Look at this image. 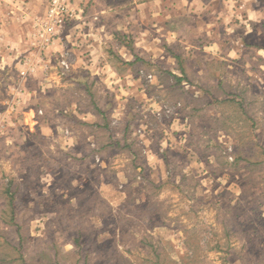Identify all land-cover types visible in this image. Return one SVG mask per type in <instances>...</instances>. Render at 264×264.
I'll return each mask as SVG.
<instances>
[{
    "label": "rangeland",
    "instance_id": "obj_1",
    "mask_svg": "<svg viewBox=\"0 0 264 264\" xmlns=\"http://www.w3.org/2000/svg\"><path fill=\"white\" fill-rule=\"evenodd\" d=\"M130 1L84 0L32 76L20 68L35 56L32 41L29 54L0 63V264H264L263 20L253 23L236 1L232 24L262 31L226 40L227 61L208 69L219 78L194 75L210 57L205 38L196 36V48L172 44L191 90L188 80V90L174 88L168 73L179 65L162 41L134 31L143 61L126 85L104 79L93 91L107 117L74 112L91 107V96L68 83L71 59L91 60L98 26L125 24ZM136 83L141 94L122 90ZM117 140L131 148L108 147ZM11 180L20 185V232L5 222Z\"/></svg>",
    "mask_w": 264,
    "mask_h": 264
},
{
    "label": "crops",
    "instance_id": "obj_2",
    "mask_svg": "<svg viewBox=\"0 0 264 264\" xmlns=\"http://www.w3.org/2000/svg\"><path fill=\"white\" fill-rule=\"evenodd\" d=\"M2 1H0V63L10 64L21 56L29 54L30 41L33 34V21L39 15L45 13L47 2L46 0ZM236 1H242L246 4V12L253 23L257 22L254 18H261V21L263 20L262 22H264V7L259 8L257 6L259 0H131V8L127 11L128 15L125 14V24L117 28L104 23L98 26L97 33L94 34V44L92 43L91 45V49H93L91 60L85 61L76 56L71 59L68 83L74 85L79 92H86L87 94L93 93L99 80H117L126 85V82L123 81L133 74L132 67L143 61L137 51V48H140L138 47L140 44L131 41L130 34L134 31L139 34L138 38L136 35L134 36L136 40L145 39L144 42L148 43L156 39L161 40L163 53L164 50L168 52V49H172V44L176 45L177 43H186L190 48H196L195 44H193L197 40L196 36H202L208 41L203 47L208 50L210 57L204 60L201 58L199 64L202 63L203 67L199 66L193 72L199 79L208 80L213 78L216 73L212 70L208 71V69L213 66V63L224 65V62L227 61L225 57L228 51L226 43L228 38L237 41L236 44L242 41L246 43L248 38H251L254 34L258 36L262 31L260 27L247 29L239 26L238 23L232 24L235 18L233 7ZM106 12L104 9L99 10L98 13L104 16ZM130 19L135 21L131 23ZM138 20L139 22L137 23L136 21ZM151 23L152 26H149L148 24ZM154 31L155 36L152 33ZM114 35H117L120 39H115ZM167 35L173 36L175 39L173 42L175 43H168L167 39H165ZM110 36H113L114 39H111ZM63 48L58 47L56 50L63 51ZM107 48H109L108 51ZM216 48H218L221 55L211 53ZM139 50L142 51L141 48ZM111 54L112 56H110ZM228 56L230 55L228 54ZM130 63L133 64L130 65ZM20 68L23 71V68ZM177 70L178 72L172 73V75L183 77L180 70ZM38 71H41V69H38ZM188 77L186 73V78ZM216 77L219 78L217 75ZM185 81L179 86L175 85L174 88L186 89V82L189 89L190 87L191 89L195 88L190 80ZM139 85L140 83H136V85L127 87V89L123 88L122 90L128 92L130 96H135L141 94ZM198 89L201 90L200 88ZM25 92V87L21 88L23 95H25ZM32 92L36 93V91ZM107 97L110 99L112 94L111 96L107 95ZM108 104L107 102L106 105L108 106ZM23 105H19L18 108L23 109L25 106ZM80 107L77 105L79 110L74 109V112L97 113L94 107H89L85 111ZM111 109L112 111L116 109L115 104ZM30 111L23 110L22 113L26 115ZM97 115L99 114L97 113Z\"/></svg>",
    "mask_w": 264,
    "mask_h": 264
},
{
    "label": "built area",
    "instance_id": "obj_3",
    "mask_svg": "<svg viewBox=\"0 0 264 264\" xmlns=\"http://www.w3.org/2000/svg\"><path fill=\"white\" fill-rule=\"evenodd\" d=\"M84 0H47L46 11L33 21L31 37L34 58L25 61L26 68L21 71L23 77L32 76L38 70L40 63L46 64L42 58L55 40L62 36L72 21L79 20L83 14L81 4ZM39 62V63H38ZM62 68L68 69L66 60L61 61ZM45 69L47 68L44 65ZM149 79L152 76H148Z\"/></svg>",
    "mask_w": 264,
    "mask_h": 264
},
{
    "label": "trees",
    "instance_id": "obj_4",
    "mask_svg": "<svg viewBox=\"0 0 264 264\" xmlns=\"http://www.w3.org/2000/svg\"><path fill=\"white\" fill-rule=\"evenodd\" d=\"M168 52L174 57L177 59L178 61V69L180 70V72L183 74V77H178L176 75H172V73H168L170 76H173L174 78V81H176V83L174 84V86H179L184 80H188V78H186V70L184 68V64H183V60H182V57L177 55L172 49H168ZM133 63H130V65H132ZM90 96H91V107L95 109V111L103 116V117H107L106 115V112L104 111L103 109V106H100L99 104V100H97V98L95 97V95L93 93H89ZM229 103H236L235 99H232L231 101H228ZM112 111V109H110L109 113ZM129 124V123H128ZM108 128V127H107ZM126 133L128 132L129 130V125H126ZM125 133V134H126ZM122 142L120 140H117V141H110L108 147L109 148H113V149H118V148H131V144H128V143H124V145L122 146ZM246 161H249V159H246ZM254 164V163H253ZM20 185L14 183V180H11L9 181V183L6 185L4 191H3V194H4V197L6 199V207L10 213L9 217L10 219H6V223L9 224V225H14V226H18L19 228V232L21 231V226H20V223H18L16 221V217H15V214H16V211H15V206H16V196L17 194L19 193V187ZM77 242V245L80 244V239H77L76 240ZM25 263V261H23Z\"/></svg>",
    "mask_w": 264,
    "mask_h": 264
}]
</instances>
